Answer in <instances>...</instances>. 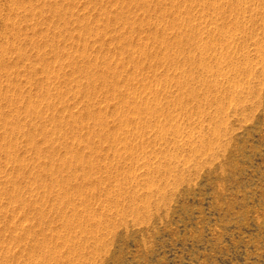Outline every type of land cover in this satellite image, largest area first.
<instances>
[{"label":"rangeland","instance_id":"rangeland-1","mask_svg":"<svg viewBox=\"0 0 264 264\" xmlns=\"http://www.w3.org/2000/svg\"><path fill=\"white\" fill-rule=\"evenodd\" d=\"M0 264H264V0H0Z\"/></svg>","mask_w":264,"mask_h":264}]
</instances>
